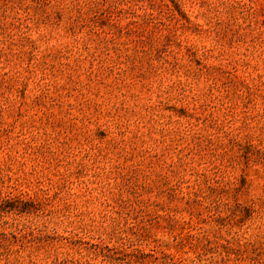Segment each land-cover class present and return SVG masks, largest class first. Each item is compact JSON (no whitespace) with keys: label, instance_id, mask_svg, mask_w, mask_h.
I'll use <instances>...</instances> for the list:
<instances>
[{"label":"rangeland","instance_id":"rangeland-1","mask_svg":"<svg viewBox=\"0 0 264 264\" xmlns=\"http://www.w3.org/2000/svg\"><path fill=\"white\" fill-rule=\"evenodd\" d=\"M0 264H264V0H0Z\"/></svg>","mask_w":264,"mask_h":264}]
</instances>
